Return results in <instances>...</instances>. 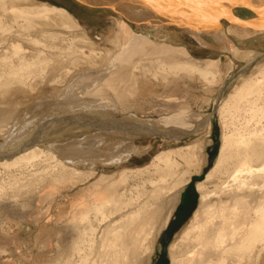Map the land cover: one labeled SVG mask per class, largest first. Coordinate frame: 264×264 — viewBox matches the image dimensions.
Masks as SVG:
<instances>
[{
	"label": "bare ground",
	"instance_id": "1",
	"mask_svg": "<svg viewBox=\"0 0 264 264\" xmlns=\"http://www.w3.org/2000/svg\"><path fill=\"white\" fill-rule=\"evenodd\" d=\"M3 1L5 0H0V2ZM57 1L65 3L69 10L49 4H35L26 7L14 5L11 9L16 14L14 18L17 22L16 26L11 27V30H14L15 27H19V30L17 33L13 32L10 37H23L31 45L37 46L35 54L43 63L50 62L52 69L57 66L62 57H70L74 60V50H63L62 46L59 48L60 45L57 43L58 40L64 39L66 36L59 32H49L51 28L48 26L53 22L67 23L71 32H82L76 37L73 35L74 44L78 45L81 42L96 44L89 36L87 29L80 23L81 19L94 14L95 11L82 5L83 2L80 0ZM86 1H91L98 6L112 7L129 20L145 21L149 26L139 27L142 29L140 32L127 19L116 17L122 31V38L118 36L121 50L108 55L110 59L106 67L92 70L91 77L90 71L81 74L76 82L63 91L59 99L42 98L28 107L25 113L21 112L19 115L18 111L10 113L11 115L0 111V134L5 136V139L0 141L1 154L16 152L29 140L34 139L35 136L37 138L34 145L12 157L0 159V171L25 172L29 170L37 176L39 185L44 183L57 185L73 178L76 183L82 177L99 174L100 164L98 162L106 166H122L114 176H103L94 185L93 190L74 200V209L72 208L70 212L66 230L69 233L66 236L70 239L71 244L70 255L63 264H145L148 261L143 259L145 252L149 249L153 251L154 248V242L152 245H147L146 239L155 228L156 217L164 214L165 206L170 203L175 204L181 199L185 204H190L188 207L185 205L186 210L182 212L181 216H186L191 211L192 198L197 196V192L189 186L188 189L181 192L183 185L191 180L196 185V189L201 191L200 203L193 212L190 224L182 234L184 251L180 257L177 256V251L174 253L175 244L171 246L172 254H176L172 256L174 258L172 264H255L256 256L264 251V145L261 143V146H258L256 143L255 139L258 137L255 136L260 134L262 129L258 128L256 131H252L253 118L248 119L247 122L239 123L242 130L236 129L233 133L225 134L215 164L207 174L205 173L204 178L198 177L197 183H195L197 177H193V175L202 172L207 161L206 158L198 155V143L186 144L182 143L183 139L177 138L165 140L169 144L172 141L176 143H171L173 145L159 151L154 156V159L161 162L162 165L155 168L158 177H151L148 180L155 187L153 191L156 196H169L165 197L161 204L163 210L154 212L149 211L147 204L144 206L141 204V198L137 197V199L131 193L130 195L127 193L128 190L134 189L130 185L131 176L143 175L148 170L154 169L152 163L144 166H132L130 163L134 155H143L152 150L151 144L144 146L135 142L137 137H149L152 135L153 128L186 130L194 133L198 131L196 128L200 125L207 126L208 124L209 127L212 125V122L208 123L211 118L207 121L210 113L207 111L196 112L191 106L180 105L177 102L160 101L157 103L152 101L153 107L157 111L162 108L166 114H161L160 117L143 118L139 113V111L146 110L143 105H137L134 102L118 103L113 99L106 98L108 95L105 98L100 94L99 97L96 95L97 98L94 97L95 94L93 97L89 96L94 91H98V88L100 92V85L113 74L120 73L123 70L122 65L133 63V61L129 62V57L131 58L134 52L140 51L143 45L151 44L150 42L154 41L152 39L154 33H164L165 37L162 38L164 42L189 41V45L186 46L166 43L160 51L162 54L172 55L171 48L177 49L178 53L187 55L186 63L193 67L211 65L213 68V65L216 64L219 68L224 64L223 55L219 58L206 60L195 57L190 50V46L195 48L198 45L195 40L203 46L209 48L217 46L221 50L229 52L230 62L227 68L230 74L236 64L234 57L242 54V46L231 37L232 34L234 38L241 39L246 44H260L264 43V29L228 20V22L221 20V27L215 26L211 29L214 26L212 18L231 12L228 8L241 2H244L246 7H252L251 13L253 14L246 18L239 14V9L234 8L233 14L230 13L231 16H238L241 19L253 18L257 15L254 9L260 10L264 14V0ZM241 13L250 12L242 10ZM170 22L176 23V25ZM53 27L55 28V26ZM204 32L212 34L214 40L209 39L207 34H203ZM20 44L15 45L27 53L29 50ZM93 50L97 51V49ZM263 52L250 50L245 54V58L248 60L245 65L252 63ZM29 55H34V51ZM134 60L136 62V59ZM263 62L264 59L257 61L251 67ZM11 82L23 81L15 78ZM148 84L151 86V79L147 75L138 74L136 94H139L142 86ZM250 84L259 85L256 82L249 83L243 86L241 91L248 90V93H254L256 87L251 88ZM223 87L224 85L220 91ZM223 97L218 102L217 111L224 108ZM199 98L200 95H197L196 100ZM217 99L218 96L213 100L214 106ZM144 102L149 105L150 100ZM253 105L250 106L249 112L254 117L260 107L257 104ZM41 108L44 109H42L43 113L39 111ZM120 109L129 111V116L118 117V114L116 116L115 113H111ZM171 113L174 114L167 115ZM116 119L117 121L123 120L124 126L122 124L118 127ZM205 119L206 121L202 122ZM40 121L44 124H41ZM246 130L248 133L243 132ZM81 162L87 163L86 166L91 169L81 170L79 167ZM124 164L126 165L124 166ZM176 164L182 165L179 170H175ZM165 169V172L160 171ZM67 170H72V174L67 175L65 173ZM105 170L106 168L103 169L104 173ZM119 175L121 177H118ZM187 175L190 176L186 177ZM211 184L216 187L213 191L209 190ZM51 194H53V201H51L48 211L46 209L47 212L44 214L28 219L36 226L41 235L52 232L55 228L59 229L56 223L59 220L54 214V207L61 193L55 194L52 191ZM8 213L21 218L14 226L9 215H6L8 232L14 234L12 245L18 251L19 245L23 241L21 235L29 231L25 222L27 219L25 220L15 210H8ZM29 228L32 226L29 225ZM160 228L156 237L162 231ZM6 240L10 241L9 238ZM94 252H98L99 255L91 260V254ZM11 260L13 259L9 257L5 263ZM0 264L3 263L0 262Z\"/></svg>",
	"mask_w": 264,
	"mask_h": 264
},
{
	"label": "rangeland",
	"instance_id": "2",
	"mask_svg": "<svg viewBox=\"0 0 264 264\" xmlns=\"http://www.w3.org/2000/svg\"><path fill=\"white\" fill-rule=\"evenodd\" d=\"M241 3L244 4V2ZM35 4L58 5L69 10L68 6L65 3L59 2L57 0H5L3 2H0V111L2 113L7 112L9 113V115H11L10 113H14L16 111H18V115L21 112L25 113L28 107L42 98L49 100L59 99L63 91L68 88L73 82H76L77 78L81 74L90 71L91 77V74L94 70H100L106 67L110 59L108 55L110 53H115L121 50V44L119 41L120 38L118 36L122 38V31L118 22L116 21V17L127 19L140 32L142 29L139 27L149 26V24L145 23V21L136 22L134 20H129L125 15L119 14L116 9L112 7L91 5L89 3L83 2L81 3L82 5L92 8L95 13L91 14L90 16L87 15V17L81 19L80 23L87 29L89 36L93 39V41H95L96 44L93 45L90 42H81L78 45L74 44L75 42H73V35L74 37H76L82 34V32H71L67 23H61L60 21L56 23L53 22L48 26L51 29L47 27L49 29V32H59L63 33L66 36L64 39L58 40L57 43L60 45L59 48L62 46L63 50H74V60L70 57H62V60L57 64L55 68L52 69L50 67V62L43 63L37 57V54H35L37 46L31 45L23 37H10L13 32L17 33L19 30V27H15L14 30H11V27L16 26L17 23L14 18L16 14L11 10L13 6L16 5L20 7H26ZM235 8L239 9V14L243 17L247 18L250 16V14H253L251 13L252 9L249 7L238 5ZM242 10H246L250 13H241ZM70 11L72 10L70 9ZM172 24L176 25V23ZM53 26H55V28ZM203 34L207 33L204 32ZM208 34V38L214 40L213 35L210 33ZM188 35L192 39H194L190 34ZM157 36H160L161 38H158ZM164 37V33H154L152 35V39L155 42L153 41L150 42L151 44L143 45L140 51H138L137 53L134 52L133 55H131V58L129 57V62L133 61V63L131 62L129 64L127 63L122 65L123 70H121L120 73L118 72V74H113V76H111L112 79L110 77V80L107 79L105 81L106 83L104 82L102 85H100L101 91H103L104 89L103 92H99L98 88V91H94L93 94H90L89 97H93V95L95 94L94 97H96V95H98L97 97L101 95L105 98L108 95V97L106 98L113 99L118 103L134 102L137 105H143L146 107V110L139 111L140 115L143 116V118L160 117L161 114H166V111L162 110V108L158 109L157 111L156 108L150 106V104H145V102H142L138 98V95L136 94L137 75L140 74L143 76L147 75V77H149L152 82L153 80L160 81L161 84L165 86L164 91H166L168 97L165 100L159 101L168 103L177 102L180 103V105L191 106L192 109H194L196 112L207 111L208 113H211L214 108L213 100L215 99V97L217 98L221 87L225 85V83L228 82L232 78V76L248 61L245 58V54L250 50L264 51V43L246 44L244 43L245 41H241V39L238 38L237 40L236 38H234L232 34L231 37L235 41L239 42V44L242 46V54L240 56L234 57L236 62V64L234 65L235 68L229 74V70L227 68L228 63L230 62L229 52H225V50H221L217 46L214 48L203 46L200 42L194 39L198 45H196L195 48H191L190 46V50L195 57L200 60H206L210 58H219L223 55L224 64L219 68L216 64L213 65V68H211V65L208 66L210 68L206 66L193 67L190 66V64L186 63V61L188 60V58L186 57L187 55L184 56L181 53H178L177 49L173 50V48H171L173 50H171L172 55L162 54L160 51L161 49H163V47H165L164 45L166 43L175 46H186L189 41L183 40L176 42H164L162 41V38ZM17 43H21L20 45L24 46L29 51L27 53H24V50L21 51V49L15 45ZM93 49H97L98 52H94ZM33 51L34 55H29ZM134 59H136V62H134ZM9 78L11 79L9 80ZM15 78L18 80L21 79L23 82H11ZM258 80L261 81L259 82ZM255 82L259 85L253 86L252 84H250L251 88L256 87L254 93H248V90L244 92L241 91L243 86ZM190 95L192 97H195L196 95H203L202 100L207 96V98L205 99L208 100V103L206 105L199 104V106L193 107L189 102ZM204 95L206 96L204 97ZM223 98V110L217 111L211 117L212 121L210 122H212L213 126H205L203 129H200L190 134L189 136L182 138V143H198V155L203 156L207 160L205 163L206 165H204V168L202 169V172L193 175V177H197L195 183H197L198 177H200L201 179L204 178L206 174L212 169L218 158L222 140L225 134L233 133V131H236V129L242 130L241 124L239 123L243 121L247 122L248 119L253 118L254 125L252 126V131H256V129L258 128L262 129L260 134L255 136L258 137V139H255L256 143L258 146L261 143L262 145H264V62L258 65H254L249 70L242 73L241 76H239L237 79L232 81L227 87ZM253 104H257L260 107V110L257 111L256 115L254 114V117L251 112H249V108L250 106H254ZM246 107L248 108L247 110L245 109ZM42 109L43 108L39 110L41 111L40 113H43L44 109ZM111 113H115L114 115L116 116L118 114V117H125L129 116L130 114L129 111H124L122 109L112 111ZM172 114L174 113L167 115L170 116ZM41 124H44V122ZM236 126L238 127L236 128ZM243 132L248 133L247 130ZM163 136L164 135H149V137H137L135 142L144 146L151 144L152 150L151 152L145 153L143 155H134V157L130 160L132 166H144L150 163L154 165L153 170H148V172H145L143 175L137 174L133 177L131 176L130 185L133 186L134 189H132V191H127L128 195H130L131 193L135 198H141V204H143V206L144 204H147L146 206L149 208V211L152 210L154 212H157L160 209L163 210V205L161 204L165 200V197L169 196H156L155 191H153L155 187L148 180L151 177H158L157 173H155L157 172L155 168L162 165L161 162L154 159V156L159 151L169 148L171 145H173L171 143H176L173 141L170 144L168 142H165V140L167 141L169 139ZM4 139L5 136L0 134V141H3ZM98 163L100 164V166L98 167V169H100L99 174L92 175L86 178L82 177L76 183H74V178H70L71 180L57 185L50 183L39 185L36 178L37 176L33 171L31 172L29 170L25 172H12L10 170L0 171L1 263L63 264L65 261H67L70 255L69 250L71 244L70 239L66 236L69 234L66 230L70 220V212L72 211V208L74 209V200H76L78 196H82L83 194L93 190L94 185L103 176H114V174H116L117 171H120L122 167L120 165L106 166L101 162ZM86 164L87 163L85 162H81L79 164L80 169L90 170L91 168H88ZM125 165L126 164H124V166ZM181 166L182 165L178 166L176 164L175 170H179ZM104 168H106L105 173L103 172ZM160 171L165 172L166 169ZM65 173L67 175H71L72 170H67ZM189 176L190 175H187L186 177ZM118 177H121V175H119ZM192 184L193 180L183 185L181 189V192H184L186 188L188 189V186L193 187L197 192V196L192 198L193 201L191 203H193V205L191 206V211L184 218L178 219L179 225L174 228V231L171 235L170 242L167 247V255H164L163 252L165 236L164 233L169 228L172 220L174 219L177 208L185 207V205H187L182 202L181 199L175 204L170 203L168 206H165V210H163L164 214L160 215V217L159 215L156 217V224H154L155 228H153L151 233L148 235V240L146 239L145 242L147 245H152V243L154 242V248L153 251L149 249L147 252H145L143 259L148 260L145 262V264H149V262L150 264H158L159 260L162 257H164V264H172L174 259L172 256L176 255L172 254L171 250V246L174 244L176 246L174 253L177 251L178 257H180L181 253L184 251L182 234L185 228L190 224L193 212L199 206L201 197V191H198L196 189V185ZM215 188V185L211 184L209 190L213 191L215 190ZM52 191L55 194L61 193V196L56 206L54 207V214L56 215L57 220H59L56 221L59 229L57 230V228H55V230H53L52 232L41 235L36 229V226L28 219L33 216L44 214L48 211L49 206L52 203L51 201H53V194H51ZM46 209L47 211H45ZM8 210H15L25 220L27 219L25 222L28 225L26 227H28L29 231L26 234L21 235V239L23 241L19 245L20 249L18 251L12 245V237H14V234L12 232H8L9 228L6 215H9V219H11L14 226L16 225V223H18V221H20L21 218L12 216V214L8 213ZM160 220L162 222H159ZM29 225H31L32 228H29ZM159 228L162 229V231L160 232L159 236L156 237ZM6 238H9L10 241H7ZM98 255V252H94L93 254H91V260L95 259L96 256L98 257ZM9 257H11L14 261L11 260L5 263V260H7ZM256 258L255 264H264V251L261 254L257 255Z\"/></svg>",
	"mask_w": 264,
	"mask_h": 264
},
{
	"label": "water",
	"instance_id": "3",
	"mask_svg": "<svg viewBox=\"0 0 264 264\" xmlns=\"http://www.w3.org/2000/svg\"><path fill=\"white\" fill-rule=\"evenodd\" d=\"M81 2H84V3H89L91 5H94V3H91V1H86V0H80ZM246 6L245 4H242V3H238V4H234V5H231L228 10L231 11L229 13H225V14H221V15H218L213 19V27H211V29L215 28V26H218V27H221L222 25V22L221 20H228V21H231V22H235V23H240V24H243V25H247V26H251V27H254V28H257V29H264V14L260 11V10H257V9H254V12L257 14L255 17L253 18H248V19H241L240 17L238 16H231L230 13L233 14L232 10L236 7V6ZM251 9H253L251 7ZM263 15V16H262ZM235 18V19H234ZM237 19V20H236ZM264 59V52L262 54H260L259 56H257L253 61L252 63L250 64H247L245 66H243L240 70H238L233 76L232 78L225 83L224 87L222 88V90L219 92L218 94V99H217V103L216 105L214 106L213 108V111L210 113L209 117H207V120H209L212 116V114H214V112L217 111L218 109V102L220 99H222L223 95H224V92L225 90L227 89V87L230 85V83L232 81H234V79H236V77H238V75L242 72H245L247 70H249L251 68V66L257 62V61H260V60H263ZM119 120V119H118ZM116 121V125L118 127L124 126V123L123 120L122 121H117V119L115 120ZM125 122V121H124ZM204 127V125H200L196 128V130H200ZM128 129V128H127ZM195 130V131H196ZM151 131V130H149ZM192 132H189V131H186V130H170V129H159V128H153L152 129V135H164L166 136L167 138H177V139H182V138H185L187 136H189ZM151 136V135H150ZM148 137V136H146ZM36 136L34 139H31L29 140L25 145L21 146L16 152H12V153H9V154H1L0 153V159L2 158H5V157H12L14 154L20 152V151H23L24 149L34 145L36 143ZM212 163V162H211ZM210 163V164H211ZM206 171V169H205ZM177 215V210H176V213H175V216ZM174 231V225H173V220L169 226V228L165 231L164 233V255H167V247H168V244L170 242V238H171V235Z\"/></svg>",
	"mask_w": 264,
	"mask_h": 264
},
{
	"label": "crops",
	"instance_id": "4",
	"mask_svg": "<svg viewBox=\"0 0 264 264\" xmlns=\"http://www.w3.org/2000/svg\"><path fill=\"white\" fill-rule=\"evenodd\" d=\"M222 21L225 22L227 20H222ZM151 82H152V80H151ZM164 89H165V86L163 84H161L160 81H154L153 80L151 86H149V84L146 85V86H142V89L140 90V92L138 94V98L142 102L147 101V100H150V103H149L150 106H154V104H153L154 101L158 103V102H160L159 100H165L168 97V94L166 93V91H164ZM206 95H207V93H206ZM206 95H204V97ZM202 97H203V95H200V98L196 100L197 95L195 97H192L190 95L189 102H190V104L193 107L199 106V104L206 105L208 103V100L205 99V98H207V96L204 98L205 100L204 99L202 100ZM199 112H201V111H199ZM205 121H206V119L205 120H202V122H205ZM210 121H211V119L208 121V123ZM207 126H208V124H207Z\"/></svg>",
	"mask_w": 264,
	"mask_h": 264
},
{
	"label": "flooded vegetation",
	"instance_id": "5",
	"mask_svg": "<svg viewBox=\"0 0 264 264\" xmlns=\"http://www.w3.org/2000/svg\"><path fill=\"white\" fill-rule=\"evenodd\" d=\"M185 209H186L185 207L177 208V215H176V216L174 217V219H173V225H174V228L177 227V226L179 225V221H178V219H179V218H184V217H185L184 215L181 216V215H182V212L185 211ZM163 259H164V257H162V258L159 260L158 264H164Z\"/></svg>",
	"mask_w": 264,
	"mask_h": 264
}]
</instances>
